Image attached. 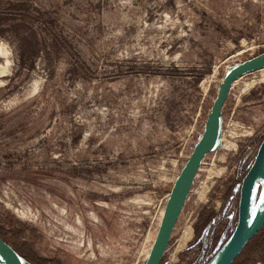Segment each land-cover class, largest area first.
Returning <instances> with one entry per match:
<instances>
[{"label": "rangeland", "instance_id": "obj_1", "mask_svg": "<svg viewBox=\"0 0 264 264\" xmlns=\"http://www.w3.org/2000/svg\"><path fill=\"white\" fill-rule=\"evenodd\" d=\"M263 50L264 0H0V234L34 264H144L227 68ZM263 74L230 90L161 264L212 262L233 232ZM263 201L259 179L251 219Z\"/></svg>", "mask_w": 264, "mask_h": 264}, {"label": "water", "instance_id": "obj_2", "mask_svg": "<svg viewBox=\"0 0 264 264\" xmlns=\"http://www.w3.org/2000/svg\"><path fill=\"white\" fill-rule=\"evenodd\" d=\"M262 67H264V50L227 68L207 114L204 129L167 196L155 239L144 264H161L204 157L222 144L223 107L232 84L236 79ZM259 178L264 179V137L252 164L242 179L236 226L221 249L217 260L206 264H232L248 241L264 227V204L251 219V203ZM0 264L34 263L0 234Z\"/></svg>", "mask_w": 264, "mask_h": 264}, {"label": "bare ground", "instance_id": "obj_3", "mask_svg": "<svg viewBox=\"0 0 264 264\" xmlns=\"http://www.w3.org/2000/svg\"><path fill=\"white\" fill-rule=\"evenodd\" d=\"M258 70H264V67H262V68H260V69H258ZM264 75V74H263ZM243 77V76H242ZM241 77V78H242ZM239 79L240 78H238V79H236L235 81H234V83H236L237 81L239 82ZM263 81H264V77H263V79H262ZM254 83H255V81H253V82H251V83H248L247 84V88H250L251 86H253L254 85ZM259 179H262V178H259ZM258 179V180H259ZM257 180V181H258ZM263 204H264V201H263ZM263 204H262V206H263ZM191 238V228L189 227L186 231H185V233H184V235L182 236V239H181V242H180V245L179 246H184L185 244H186V242L189 240ZM219 255H220V253L216 256V258L211 262V263H213V262H215L216 260H217V258L219 257Z\"/></svg>", "mask_w": 264, "mask_h": 264}, {"label": "trees", "instance_id": "obj_4", "mask_svg": "<svg viewBox=\"0 0 264 264\" xmlns=\"http://www.w3.org/2000/svg\"><path fill=\"white\" fill-rule=\"evenodd\" d=\"M32 46L31 47H27V48H24V50H25V52H32ZM24 52V51H23ZM262 235V237H263V245L261 244L259 247L261 248V251H263L264 252V227L256 234V235H254L249 241H248V243L245 245V247L252 241V240H254L255 238H257L258 236H261ZM245 247H244V249H245ZM243 249V250H244ZM242 250V251H243ZM241 254V253H240ZM239 254V255H240ZM238 255V256H239ZM264 257V256H263ZM235 261V260H234Z\"/></svg>", "mask_w": 264, "mask_h": 264}, {"label": "built area", "instance_id": "obj_5", "mask_svg": "<svg viewBox=\"0 0 264 264\" xmlns=\"http://www.w3.org/2000/svg\"><path fill=\"white\" fill-rule=\"evenodd\" d=\"M234 85H235V83L232 84L231 89L234 87ZM231 89H230V90H231ZM223 133H224V128H223ZM222 140H223V134H222ZM206 156H207V155H206ZM206 156L204 157L203 162L205 161ZM203 162H202V164H203ZM202 164H201V165H202ZM200 168H201V166L199 167V169H198V171H197L196 177H197L198 174H199V170H200ZM196 177H195V178H196Z\"/></svg>", "mask_w": 264, "mask_h": 264}, {"label": "crops", "instance_id": "obj_6", "mask_svg": "<svg viewBox=\"0 0 264 264\" xmlns=\"http://www.w3.org/2000/svg\"><path fill=\"white\" fill-rule=\"evenodd\" d=\"M188 200V199H187ZM187 202V201H186Z\"/></svg>", "mask_w": 264, "mask_h": 264}]
</instances>
